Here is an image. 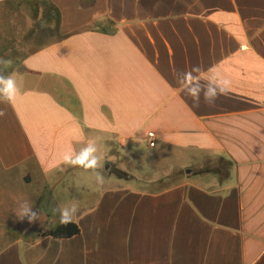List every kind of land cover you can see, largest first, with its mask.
<instances>
[{
	"label": "crops",
	"instance_id": "obj_1",
	"mask_svg": "<svg viewBox=\"0 0 264 264\" xmlns=\"http://www.w3.org/2000/svg\"><path fill=\"white\" fill-rule=\"evenodd\" d=\"M1 31L0 264H264V0H0ZM196 65L231 81L214 106L176 82ZM91 140L102 189L61 159ZM62 203L79 233L38 236Z\"/></svg>",
	"mask_w": 264,
	"mask_h": 264
},
{
	"label": "clouds",
	"instance_id": "obj_2",
	"mask_svg": "<svg viewBox=\"0 0 264 264\" xmlns=\"http://www.w3.org/2000/svg\"><path fill=\"white\" fill-rule=\"evenodd\" d=\"M12 60L0 57V103L12 104L20 88L13 74L5 75L7 68L11 67ZM202 68L199 65L191 67V69L178 71L181 75L175 76L176 82L183 90L184 94L189 97L194 107H199L201 100L208 106H214L221 96H226L231 87V81L224 77L216 70H210L209 79H201L199 73ZM6 112L0 110V117H4ZM62 163L64 165L83 169L85 172H91L94 178V184L97 189H102L106 183V177L100 169L103 156L97 146L95 140L89 141L79 151L68 148L62 155ZM54 214L59 215L62 225L72 223L78 212V206L75 203H62L52 209ZM19 219H28L30 223L41 221V212L33 210V205L25 200L20 204L19 211L16 212Z\"/></svg>",
	"mask_w": 264,
	"mask_h": 264
},
{
	"label": "trees",
	"instance_id": "obj_3",
	"mask_svg": "<svg viewBox=\"0 0 264 264\" xmlns=\"http://www.w3.org/2000/svg\"><path fill=\"white\" fill-rule=\"evenodd\" d=\"M229 165H230L229 162L219 160V166L217 168L213 169V168L207 167L201 170V172L216 173L219 176L220 180H223L228 175ZM114 174L118 178H123L122 174L119 172L114 171ZM78 233H79L78 226L72 222L67 225L59 224L54 227H46V228L40 229L38 232V236H50L55 239H66V238L73 237L77 235Z\"/></svg>",
	"mask_w": 264,
	"mask_h": 264
},
{
	"label": "rangeland",
	"instance_id": "obj_4",
	"mask_svg": "<svg viewBox=\"0 0 264 264\" xmlns=\"http://www.w3.org/2000/svg\"><path fill=\"white\" fill-rule=\"evenodd\" d=\"M3 39H4V35H3L2 31H1V32H0V55H1V54H3V55H4V54L7 55V54L5 53V51H3V49H1V47H2L3 45H5V44L3 43ZM1 45H2V46H1ZM0 57H1V56H0ZM6 59H11V60H12V65H11V67H13V66L16 64V62H17V59H16V58H6ZM0 67H2V66H0ZM11 67H9V68H7L6 70H4L5 73H6V71L9 70ZM113 153H114L115 155H117V157H118V159H119L120 156H119L116 152H113ZM120 160H123V159L120 158ZM114 166H116V165H114ZM114 171L119 172V173L122 174L123 177H126L124 173H122V172H120V171H118V170H114ZM176 179H177V176H176V174H175V175H173L172 177H170L169 179H167V180H165V181H162V182H160L159 184L153 186V189H162V188H164V187H168V186L172 185V184L176 181Z\"/></svg>",
	"mask_w": 264,
	"mask_h": 264
},
{
	"label": "built area",
	"instance_id": "obj_5",
	"mask_svg": "<svg viewBox=\"0 0 264 264\" xmlns=\"http://www.w3.org/2000/svg\"><path fill=\"white\" fill-rule=\"evenodd\" d=\"M148 144L150 146H153V144H154V139H153V137L151 135L148 137Z\"/></svg>",
	"mask_w": 264,
	"mask_h": 264
}]
</instances>
